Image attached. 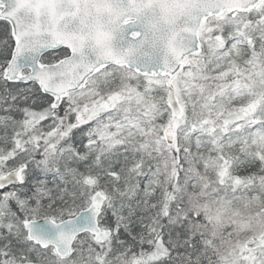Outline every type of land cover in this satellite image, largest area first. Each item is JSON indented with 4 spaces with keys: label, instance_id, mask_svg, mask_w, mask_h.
<instances>
[{
    "label": "snow or ice",
    "instance_id": "snow-or-ice-1",
    "mask_svg": "<svg viewBox=\"0 0 264 264\" xmlns=\"http://www.w3.org/2000/svg\"><path fill=\"white\" fill-rule=\"evenodd\" d=\"M0 264H264V0H0Z\"/></svg>",
    "mask_w": 264,
    "mask_h": 264
}]
</instances>
